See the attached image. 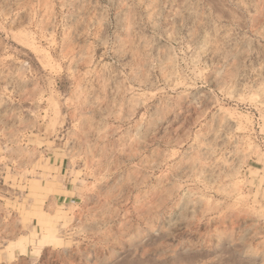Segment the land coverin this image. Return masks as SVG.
<instances>
[{
  "label": "rangeland",
  "instance_id": "1",
  "mask_svg": "<svg viewBox=\"0 0 264 264\" xmlns=\"http://www.w3.org/2000/svg\"><path fill=\"white\" fill-rule=\"evenodd\" d=\"M0 264H264V0H0Z\"/></svg>",
  "mask_w": 264,
  "mask_h": 264
}]
</instances>
